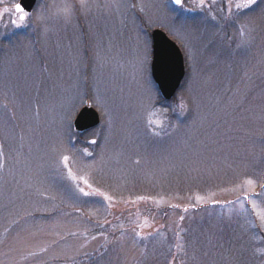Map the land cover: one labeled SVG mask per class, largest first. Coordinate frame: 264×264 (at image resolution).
I'll return each instance as SVG.
<instances>
[{
  "label": "rangeland",
  "instance_id": "1",
  "mask_svg": "<svg viewBox=\"0 0 264 264\" xmlns=\"http://www.w3.org/2000/svg\"><path fill=\"white\" fill-rule=\"evenodd\" d=\"M19 1L0 0V264H264V0H123L47 35L38 2L13 25ZM155 30L185 63L169 102Z\"/></svg>",
  "mask_w": 264,
  "mask_h": 264
},
{
  "label": "water",
  "instance_id": "2",
  "mask_svg": "<svg viewBox=\"0 0 264 264\" xmlns=\"http://www.w3.org/2000/svg\"><path fill=\"white\" fill-rule=\"evenodd\" d=\"M38 0H20L26 10L31 14ZM172 5L178 7L174 0ZM184 0H182L183 3ZM152 38V64L151 74L155 86L165 102L171 101L179 91L185 78V63L183 54L175 42L163 31L155 30ZM166 54V56L162 55ZM100 125L99 114L91 106L83 107L76 116L73 129L76 133L84 134Z\"/></svg>",
  "mask_w": 264,
  "mask_h": 264
},
{
  "label": "clouds",
  "instance_id": "3",
  "mask_svg": "<svg viewBox=\"0 0 264 264\" xmlns=\"http://www.w3.org/2000/svg\"><path fill=\"white\" fill-rule=\"evenodd\" d=\"M128 10L123 0H38L31 25L42 34L53 32L57 24H72L79 12L82 16L106 12L120 16Z\"/></svg>",
  "mask_w": 264,
  "mask_h": 264
},
{
  "label": "snow or ice",
  "instance_id": "4",
  "mask_svg": "<svg viewBox=\"0 0 264 264\" xmlns=\"http://www.w3.org/2000/svg\"><path fill=\"white\" fill-rule=\"evenodd\" d=\"M174 2L177 5H182V0H174ZM257 2H258V0H245V2L243 4H237L236 7H237V9H240V8H251L253 5L257 4ZM201 8H203V0H201ZM262 11H264V8H262ZM14 12L16 14H18V20L20 21V23H17L16 20H13L12 23H13L14 26L20 27V26H24V25L28 24L29 12L26 10V8L23 6L22 3H16L14 5ZM244 29H245L244 25H241L240 28H239V34L242 37V39L240 41V45H239V47H241V48H246L248 46V44L250 43L249 39L245 36ZM162 55L166 56V54H162ZM90 143L95 144L96 140L93 139V140L90 141ZM85 153L88 156L92 155L90 152H87V150H85ZM68 161H69V156L62 155L61 163H63L65 168H67L68 176L73 181H75L77 179V177L72 174L71 168L68 167ZM83 183L84 184H88V181L85 179V180H83ZM246 183L248 185H252L253 181L248 180V181H246ZM77 187H78V190L83 195H85V196L92 195V193L86 192L84 190V188H80L78 185H77ZM98 194L101 195L105 200H111V197L104 196L103 193H98ZM256 195H259V194H256ZM245 198H247V197H245ZM141 199H143V198H141ZM198 199H202V198L198 197ZM261 220L264 221V216L261 217ZM137 235H139V233H137Z\"/></svg>",
  "mask_w": 264,
  "mask_h": 264
},
{
  "label": "flooded vegetation",
  "instance_id": "5",
  "mask_svg": "<svg viewBox=\"0 0 264 264\" xmlns=\"http://www.w3.org/2000/svg\"><path fill=\"white\" fill-rule=\"evenodd\" d=\"M259 3H261V0H258V2H257V4H255V5H253L251 8H240V9H237V10H235V12L237 13V12H242V11H244V10H247V9H252L253 7H255V6H258L259 5ZM183 4V3H182ZM230 3L228 2L227 4H225V7H224V10H225V12L226 13H229V14H227V18H228V15H230L231 13H232V11L230 10V5H229ZM181 6V5H180ZM224 12V13H225Z\"/></svg>",
  "mask_w": 264,
  "mask_h": 264
}]
</instances>
